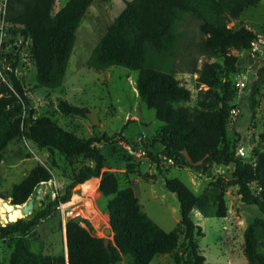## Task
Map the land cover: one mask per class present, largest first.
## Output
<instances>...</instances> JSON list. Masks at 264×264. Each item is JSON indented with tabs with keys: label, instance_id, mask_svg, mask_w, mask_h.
Masks as SVG:
<instances>
[{
	"label": "trees",
	"instance_id": "1",
	"mask_svg": "<svg viewBox=\"0 0 264 264\" xmlns=\"http://www.w3.org/2000/svg\"><path fill=\"white\" fill-rule=\"evenodd\" d=\"M95 0H68L55 11L56 0H8L6 19L8 37L4 46L19 35L31 39L29 52L36 66L39 85L57 88L63 85L70 57L77 38V29L90 5ZM260 0H127L122 11L107 27L91 52L88 63L103 69L121 64L137 70V89L140 97L154 108L156 117L164 124L144 141L146 156L161 164L162 158H172L174 164L209 171L213 164L230 166L231 177H219L212 183L216 195V214L228 213L226 191L236 185L241 200L258 207L259 214L250 220L244 230V252L247 261L242 264H264V252L258 249L257 227L264 228V150L256 148L247 157L237 152V144L227 139L228 123L235 106L230 105L217 89L222 64L208 58L224 55L228 72H238V55L233 49H251L258 41V33L242 23H229L244 9ZM196 18L199 37L186 40L190 31L188 22ZM6 52L11 70L6 79L0 78V160L11 142L31 141L38 149L47 150L51 161L35 164L29 173L14 184L8 195L14 204L26 202L42 182L53 178L54 166L70 179L64 193L52 198V204L70 199L76 184L99 178L98 189L108 196L104 204L109 214L113 238L107 247L105 236L93 231L86 218H71L66 223L67 256L64 253H39L18 241L10 253L8 264H150L161 254H170L176 264H204L198 237L204 236L203 227L196 223L193 209L199 196L180 177L166 174V187L175 192L180 202L181 220L174 230H166L141 206L133 181L121 185L119 174L97 144L102 138L80 136L64 127L53 116H34V107L22 80L15 72L19 48ZM205 58L199 66L198 56ZM16 52V53H14ZM180 57L191 72L197 73L198 99L195 105L188 101L192 90L176 76L179 69L175 59ZM208 57V58H207ZM181 70V69H180ZM251 84L249 100L252 108L258 103L259 81L264 76V65ZM59 108L65 113L87 115L89 109L60 99ZM106 138V137H105ZM264 142V131L259 134ZM109 141L108 138L105 139ZM161 144L158 152L156 145ZM188 149L193 162L183 153ZM116 150V147H113ZM22 154V151H20ZM58 160H64L61 165ZM55 168V167H54ZM1 194V193H0ZM45 201V200H44ZM41 202V201H40ZM44 204V203H41ZM50 208L41 206L31 214L14 221L0 219V240L13 234L33 232ZM185 233L187 250L180 249L179 234ZM189 258V259H188ZM0 264H4L0 259Z\"/></svg>",
	"mask_w": 264,
	"mask_h": 264
},
{
	"label": "rangeland",
	"instance_id": "2",
	"mask_svg": "<svg viewBox=\"0 0 264 264\" xmlns=\"http://www.w3.org/2000/svg\"><path fill=\"white\" fill-rule=\"evenodd\" d=\"M67 1L56 0L54 10H60ZM126 2L127 0H95L90 5L77 29L65 82L60 87L39 85L28 43L24 42L19 47L16 74L22 80L31 100L35 110L34 116L51 115L64 127L75 130L80 136L89 137L88 128L91 127L92 134L103 138L99 146L108 165L117 168L115 171L119 174L121 185H128L130 178L134 182L143 209L166 230H174L181 220L180 202L177 194L166 187V174L169 177H180L199 196L196 206L205 211L194 218L205 232L204 236L198 237L200 250L206 256L204 264L245 263L247 256L244 252V230L248 222L259 214L258 207L245 204L238 193V187L231 185L226 191L227 216L219 217L216 214V195L219 189L212 183L219 177L229 179L231 167L213 164L205 173L191 166L176 165L165 157L157 166L147 154L139 156L131 153L130 148H145L144 140L141 141L140 137H151L164 122L156 117L154 108L149 107L140 97L136 83L137 70L121 64L99 69L88 63L93 48ZM198 23V19H190V31L186 40L198 39ZM242 23L255 30L259 38L258 43L253 44L251 49L232 50L233 54L238 55V72H228L224 65V55L207 58L222 64L217 89L223 93L225 100L236 108L228 123L227 139L230 143L237 141L238 153L239 147L243 146L246 148L244 155L250 153L251 156L256 148L264 150V142L259 138V134L264 131V76L258 84L257 106L252 108L249 100L251 84L259 78L258 69L264 65V0L244 9L229 25L237 27ZM193 53L198 56L200 66L205 56L198 55L195 48ZM175 67L179 69L176 76L192 90V97L188 102L195 105L198 99L197 73L191 72L188 64H183L180 57H176ZM62 98L85 106L89 111L95 110L100 119L99 123L92 124L87 115L60 110L59 102ZM105 137L109 141H106ZM161 146L157 144L154 151L158 152ZM113 147H116V150ZM139 157L141 160H138ZM50 161L48 151L38 149L31 141L11 142L4 158L0 160V200L11 202V197L3 195H8L14 184L20 182L35 164ZM58 161L61 165L65 164L64 160ZM54 167L53 178L45 183L43 190L44 204L37 198L34 209L35 211L41 206H49L50 214L40 220V225L35 226L33 232L13 234L0 240V259L4 264H8L10 253L20 240L39 253L48 250V253H64L67 256L63 227L56 209L57 203L52 204L51 200L58 193H64L70 179L64 171ZM119 168L127 170L120 172ZM96 179L92 178L91 183L87 181L85 185L76 184L71 197L84 208L88 215L86 219L93 224V231L105 236L104 229L110 225L104 206L108 196L101 198L97 191ZM35 195L36 192L32 196ZM0 219L6 221L5 218ZM256 229L259 237L258 249L264 252V228ZM41 235H44V238H41ZM185 240V233L179 234V245L181 244L180 249L183 251L187 250ZM182 254L181 264H185V253ZM128 261L129 257L125 258L122 264H127ZM150 264L176 263L172 255L161 254L155 256Z\"/></svg>",
	"mask_w": 264,
	"mask_h": 264
},
{
	"label": "built area",
	"instance_id": "3",
	"mask_svg": "<svg viewBox=\"0 0 264 264\" xmlns=\"http://www.w3.org/2000/svg\"><path fill=\"white\" fill-rule=\"evenodd\" d=\"M7 5H8V0H0V78L3 80L6 79V76H5L6 71L12 69L11 60L16 59V55L12 56L11 59L8 58L6 54V52L9 51L8 49L10 47H14V49H17L16 47L18 48L21 47L24 42H27L29 46L31 42V39L29 37L26 38L23 35H19L14 42L7 44L6 46L3 45V43L6 41L9 35L8 29H7L9 22L6 19ZM256 42H254V44ZM16 70H17V66L15 68V72ZM245 150L246 148H244L243 146L239 147L240 154L244 155ZM130 152L133 153L134 155H139V156L146 153L143 147H141L139 150L130 148ZM167 159L171 162H174L172 158H167ZM56 209L58 211V214L60 216V221L62 223L64 238L66 237V223L69 219L71 218H82L83 219V218L88 217V215L84 211V208L80 206L78 202H75V199L72 197H70V199L66 201L60 200L56 205Z\"/></svg>",
	"mask_w": 264,
	"mask_h": 264
},
{
	"label": "water",
	"instance_id": "4",
	"mask_svg": "<svg viewBox=\"0 0 264 264\" xmlns=\"http://www.w3.org/2000/svg\"><path fill=\"white\" fill-rule=\"evenodd\" d=\"M87 116L89 117L92 124H97L100 121L95 110L88 111ZM183 153L186 156V158L188 159V161H190L192 163L197 164V163L203 162V159H200L196 162H193L192 157H191L188 149H186V148L183 150ZM249 155H250V153H248L246 156L249 157ZM45 183L46 182H42L41 184H39V186L36 188V195L31 196L23 204H14L12 201L11 202H5V205L7 208H10V207L13 208L14 206H17V205H19L20 207L17 209H13L12 212H10L9 210H6L8 215L5 217L6 221H4V224L8 221H14V220H17L18 218L25 217V216H28L29 214H31L35 209L37 198L40 199L41 203H44L43 190L45 188ZM104 232L106 234L105 238H104V242H105V245L108 247L111 239L113 238V230H112L111 225L106 226L104 229Z\"/></svg>",
	"mask_w": 264,
	"mask_h": 264
},
{
	"label": "crops",
	"instance_id": "5",
	"mask_svg": "<svg viewBox=\"0 0 264 264\" xmlns=\"http://www.w3.org/2000/svg\"><path fill=\"white\" fill-rule=\"evenodd\" d=\"M88 130H90V132H89V133H90V134H89V137H90V136H97V137H99V136L96 135V134H92L91 127H89ZM74 131H75V130H74ZM148 138H149V137H143V136L140 137L141 141H142V140L145 141V140L148 139ZM102 139H103V138H102ZM99 143H100V141L97 142L98 145H99ZM138 160H141V157H139ZM112 169H113V170H117V168H112ZM126 170H127L126 168H119V169H118V171H120V172H122V171L124 172V171H126ZM99 180H100L99 178L96 179V181H97V184H96V185H97V186H96L97 189H98V185H99ZM128 180L131 181L130 178H129ZM88 182L91 183L90 180H89ZM85 184H87V182H85L84 185H85ZM97 191L100 193V196H101V198H102L104 195L101 194V192L99 191V189H98ZM105 199H106V198H105ZM107 200H108V199H106V202H107ZM106 202H104V204H105ZM141 206H142V205H141ZM142 208H143V207H142ZM204 213H205V211H204L202 208H198V206H195L194 209H193V217H194V218L196 217V215H199V216H200V215H202V214H204ZM106 214L108 215V218H109V214H108V212H106ZM196 222H197V221H196ZM197 223L199 224V222H197ZM39 225H40V224H39ZM41 238H44V235H41ZM65 246H66V250H67L66 237H65ZM46 251H48V250H46ZM46 251H45V252H42V253H43V254H47L48 252H46ZM52 254H53V253H52ZM67 264H68V263H67Z\"/></svg>",
	"mask_w": 264,
	"mask_h": 264
},
{
	"label": "bare ground",
	"instance_id": "6",
	"mask_svg": "<svg viewBox=\"0 0 264 264\" xmlns=\"http://www.w3.org/2000/svg\"><path fill=\"white\" fill-rule=\"evenodd\" d=\"M19 207L20 206L17 205V206H14L13 208L12 207L7 208L6 205H5V202L3 200H0V218L4 219L8 215L6 210H9L10 212H12L13 209H17Z\"/></svg>",
	"mask_w": 264,
	"mask_h": 264
}]
</instances>
